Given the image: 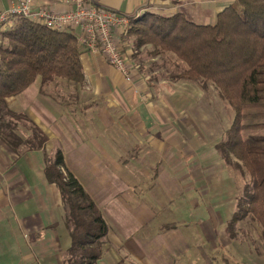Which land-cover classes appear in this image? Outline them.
I'll return each instance as SVG.
<instances>
[{
    "label": "crops",
    "instance_id": "crops-1",
    "mask_svg": "<svg viewBox=\"0 0 264 264\" xmlns=\"http://www.w3.org/2000/svg\"><path fill=\"white\" fill-rule=\"evenodd\" d=\"M17 1L0 0V13L9 10ZM94 1L130 17L146 12L183 13L194 23L210 25L236 0ZM37 4L63 13L74 9L75 0H37ZM81 59L86 82L77 98L83 105L94 103L92 108L63 106L41 94L40 80L7 101L11 111L28 116L50 141L45 149L32 150L23 149V143L12 146L8 143L10 137L5 136L6 140L0 136V264H66L71 238L64 224L65 212L57 188L44 174L46 161L53 160L58 150L64 155L66 171L81 182L108 219L110 232L107 239L111 248L103 260L108 264H119L116 252L120 248H129V241L155 216L149 196L140 198V205H136L139 210H136L131 207L129 196L123 201L118 200L121 194L154 185L146 192L152 193L153 197L157 193L155 200L160 204L169 202L162 195L165 190L169 193L184 190L192 205L204 202L203 198H209L213 204L210 197L213 184L217 180L223 182V178L228 180L231 174L236 176L216 151L221 136L214 138L208 129L207 141L197 139L203 136L197 132L200 126L205 130L211 128L210 108L209 111L204 108L209 120L200 121V110L190 108L189 121L181 122L182 108H164L158 91L153 92L159 86H149L148 77L138 71L137 66L132 81V77L127 80L119 74L100 53L85 51ZM153 97L157 98L155 105L148 102ZM159 102L162 108H159ZM176 104L178 107L179 99ZM193 111L198 121L191 117ZM126 148L128 150L123 151ZM126 152L133 156L134 163L127 158L123 160ZM153 160L156 165L150 164ZM153 173L157 179L150 185L148 181ZM214 177L218 178L215 180ZM242 183L244 187L243 179ZM233 215L228 213L225 219L211 217L204 223L208 226L210 242L219 240L222 235L228 239L226 226ZM249 224L255 229L245 227L240 231L250 234L251 230H260L251 221ZM223 226L226 228L220 229ZM166 228L168 233L165 231L164 235L154 237L158 238L157 243L166 250H180L179 230L174 226ZM139 239L140 252L152 247L149 240ZM132 243L138 245L134 240ZM145 246L147 248L143 250ZM161 259L157 264L164 263L165 259Z\"/></svg>",
    "mask_w": 264,
    "mask_h": 264
},
{
    "label": "trees",
    "instance_id": "trees-1",
    "mask_svg": "<svg viewBox=\"0 0 264 264\" xmlns=\"http://www.w3.org/2000/svg\"><path fill=\"white\" fill-rule=\"evenodd\" d=\"M130 19L126 36L134 50L150 47L151 56L162 57L172 67L171 79L176 82L213 84L233 109V122L215 146L225 165L244 180L228 230L232 238L237 237L236 228L249 219L261 229L264 244V133H259L264 132V0H236L210 25L194 23L183 13L146 12ZM85 51L74 31L52 30L25 17L3 32L0 105L12 120L32 125L31 137L21 141L15 132L18 126L6 125L4 108H0V136L10 137V145L23 143L42 150L50 140L28 116L11 111L8 99L40 80L41 94L68 108L77 107L78 92L86 82L81 59ZM69 85L76 93L68 96ZM70 96L76 102L69 101ZM249 131L257 133L245 138L243 133ZM44 174L57 188L65 212L71 238L66 264H99L110 232L106 217L81 182L66 171L61 150L48 161Z\"/></svg>",
    "mask_w": 264,
    "mask_h": 264
},
{
    "label": "rangeland",
    "instance_id": "rangeland-1",
    "mask_svg": "<svg viewBox=\"0 0 264 264\" xmlns=\"http://www.w3.org/2000/svg\"><path fill=\"white\" fill-rule=\"evenodd\" d=\"M120 45L123 53L127 56L128 61L131 64L132 74L134 68L137 66L138 71L148 77L149 86H153L154 84L155 87L157 85L159 86V89H153V92L155 93L158 91V94H160L161 99L164 101V108H182L181 122H184V120L187 122L189 121V112H191V109L196 111L200 110V121H203L205 118L209 120L210 118L207 116V111H209L208 108H210L211 128L208 127L207 130H205V128H201L200 126L197 129V132L203 136L198 137L197 139H200L201 142L207 141L208 138L206 137V131H208V129H211L210 131L213 133L214 138L217 136H221L223 138L225 132L230 128L233 122L234 111L225 101L221 99L217 88L213 84L204 86L200 83L194 82H176L171 79V71L173 70L172 67L165 65L161 59L162 57L151 56L150 53H148L151 52L150 47H143L141 50L136 51L134 50V46H132V42L126 35L121 38ZM133 79L134 76L132 75V81ZM176 91L179 92V97ZM163 92L165 95H163ZM75 93L76 89L69 85L67 95L69 96ZM174 93L176 95L172 97V94ZM177 99H179L178 107L176 104ZM156 100L157 98L153 97L152 99H149L148 102L150 104L154 102L155 105L157 103ZM69 101L74 102L76 100L73 96H70ZM174 103L175 107L173 106ZM7 106L10 107V104L8 103ZM82 106L83 104L79 101L77 102V107L71 106L70 108H82ZM0 108L2 109L4 106L0 105ZM159 108H162L161 105ZM204 108H206L207 111ZM2 110L5 115L3 118L5 119L4 123L6 125L12 124V127H14V125L18 126L15 131L16 136L20 138L21 141L29 139L32 135V125L23 122L21 123L23 125L22 126L19 122L18 124L15 120H12L9 117L8 112H6V108ZM195 114V111H193L191 113V117L198 121L199 119L195 116ZM6 122H8V124ZM222 132L224 133L222 134ZM255 133H257V131H249L243 133V136L246 138ZM259 133L264 132L261 131ZM24 148L29 147L25 145L23 146V149ZM55 149H58V147ZM127 150L128 148L123 149V151ZM127 154L128 152L125 153L123 160L127 158V160H130L131 163H134L132 162L134 160L133 156L131 154H128L127 156ZM123 160L120 162L123 163ZM156 161L158 162L157 159ZM157 162L153 160L150 164L156 165ZM47 163L48 161H46V164ZM214 178L216 180L218 177ZM156 179V173H153L148 183L151 185L156 182ZM227 179L228 180H225V178H223V182L217 180V182L213 184V188L210 193V197L213 198V204H211L212 202L209 201V198H203L204 202L192 205L191 202L187 201L188 193L184 192V190L174 193H169L165 190L162 195L165 199H169V202L160 204V201L155 200V195H158L157 193H155L153 197L152 193L146 192L154 185L149 188L144 186L138 187L131 193L127 192L121 194V197L118 198V200L123 201L124 198H128L129 196L132 204L131 207L133 209L136 208V210H139L137 206L140 205L139 202L142 200L140 198L149 196V200L152 203L151 210L155 216H153V218H151L152 220L149 221V223L129 241V248H120V251L116 252L118 254V258L116 257L117 262L121 261L120 264H157L162 261L161 258H164L165 261L163 264H264V244L261 238V229L257 231L255 230L254 232L251 230L252 233L247 235L245 232L240 231L241 228L245 227L250 229L254 228V225L249 224L250 221H246L248 223L244 222L238 225L236 228V232L238 230L236 234L237 237L235 238L231 237L230 230L227 229L226 236H228V239H225L222 235L219 240L213 239L211 242L209 241L210 234L208 226L204 225V223L211 217L214 219L223 217L225 219L226 215L228 217V213L235 214L238 204L237 199L241 197L243 193L244 187L241 177L231 174V176ZM248 179L249 177L247 176L246 180ZM183 218L187 220L185 223L183 222L185 220H183ZM229 224L226 227L229 228ZM170 226H174V228L179 230L180 250H166L165 246H159L157 243L158 238H154L159 234L165 233V228ZM226 227L223 226L220 229H224ZM224 232L225 230L223 233ZM169 234H171V232ZM218 234L220 235V232H218ZM139 237L143 238V241L149 240V245H152V247L148 246V250H144L147 248V246H145L143 248L144 252H140L141 245ZM133 240L138 245L133 244ZM160 240L162 239H159V241ZM106 247L107 251L99 264H108L103 262V260H105V255L107 254L106 256H108L109 248H111L108 239ZM160 254L162 255L159 256ZM112 260L114 259L111 258V261Z\"/></svg>",
    "mask_w": 264,
    "mask_h": 264
},
{
    "label": "built area",
    "instance_id": "built-area-1",
    "mask_svg": "<svg viewBox=\"0 0 264 264\" xmlns=\"http://www.w3.org/2000/svg\"><path fill=\"white\" fill-rule=\"evenodd\" d=\"M19 17L52 30L74 31L89 52L102 54L111 67L131 80L132 67L120 45L131 27L130 16L104 8L94 0H75L74 9L63 13L50 6L39 7L37 0H18L9 10L0 13V43L3 32L11 29Z\"/></svg>",
    "mask_w": 264,
    "mask_h": 264
}]
</instances>
